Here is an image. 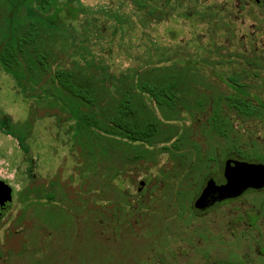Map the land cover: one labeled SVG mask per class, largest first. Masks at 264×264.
Instances as JSON below:
<instances>
[{
	"label": "rangeland",
	"instance_id": "1",
	"mask_svg": "<svg viewBox=\"0 0 264 264\" xmlns=\"http://www.w3.org/2000/svg\"><path fill=\"white\" fill-rule=\"evenodd\" d=\"M171 3L173 9L153 18L131 0L59 4L61 20L82 34L80 48L63 54L61 65L96 68L105 78L147 62L186 63L210 84L199 91L212 92L221 103L230 125L228 141L209 128L208 103L193 108L195 119L182 110V119L169 124L177 126L178 135L187 129L189 141L179 140L177 152L159 149L172 141L158 144L154 160L127 166L102 188L97 170L81 175L83 163L92 159L82 157L71 141L74 120L57 106L37 108L35 97H25L0 66V120L7 125L31 118L33 124L28 154L0 129V191L11 188L12 195L0 220V264H264V210L254 223L251 219L264 206V190L203 214L193 209L205 178L220 176L224 154L255 151L264 157V116L245 117L225 100L246 97L264 110V21L253 18L251 0ZM12 7L0 1V42L35 21L27 5L15 13ZM33 108L37 113L31 115ZM207 155L213 159L202 167ZM26 186L40 187L52 198L31 202L37 192L30 190L27 198Z\"/></svg>",
	"mask_w": 264,
	"mask_h": 264
},
{
	"label": "trees",
	"instance_id": "2",
	"mask_svg": "<svg viewBox=\"0 0 264 264\" xmlns=\"http://www.w3.org/2000/svg\"><path fill=\"white\" fill-rule=\"evenodd\" d=\"M171 1L160 4L158 0H131L150 18L173 9ZM1 2L5 6H13V13L27 5V10L36 17L24 30L5 36L0 42L1 68L15 78L27 95L25 97H35L37 108L43 103L49 107L57 106L68 119L74 120L68 130L72 134L71 141L80 147L82 157L92 159L90 163H83L81 175L85 177L89 171L97 170L102 181L99 182L100 187L110 186L112 179L125 173L127 166L140 160H154L158 144L172 141L159 149L177 152L179 140L183 144L189 141L187 129L178 135L177 126L169 124L182 119V110L191 112L194 107L200 108L208 103L212 112L207 124L216 134L225 133L220 127L222 122L218 111L221 103L211 97L214 95L212 92L208 95L199 91V86L207 88L210 84L199 78L186 63L176 60L166 64L147 62L132 68L129 74L113 76L108 73L105 78L100 77L96 68L63 67L62 55L80 48L78 42L82 34L61 20L62 6L49 0ZM66 10L73 14L71 9ZM228 78L235 87H241L234 76ZM217 96L226 95L220 93ZM225 100L230 108L249 115L256 108L235 95H227ZM197 102L200 105H196ZM37 108L32 109L31 115L37 113ZM192 112L190 114L195 119ZM32 126L31 118L7 125L0 120L1 131L17 139L25 154L29 152L26 141ZM207 160L209 158L202 159L200 165L206 167L209 164ZM190 173L182 175V183L188 182ZM25 190L27 198L30 190L37 192L31 202L33 199L37 202L43 196L52 198L40 187L26 186ZM131 208L137 209L136 204Z\"/></svg>",
	"mask_w": 264,
	"mask_h": 264
},
{
	"label": "water",
	"instance_id": "3",
	"mask_svg": "<svg viewBox=\"0 0 264 264\" xmlns=\"http://www.w3.org/2000/svg\"><path fill=\"white\" fill-rule=\"evenodd\" d=\"M225 182L218 183L209 179L195 200V207L205 209L216 201L236 197L247 188H261L264 186V165L227 159L224 164ZM0 186L2 181L0 180ZM144 186L140 183L138 190ZM11 188L0 191V220L11 206Z\"/></svg>",
	"mask_w": 264,
	"mask_h": 264
},
{
	"label": "flooded vegetation",
	"instance_id": "4",
	"mask_svg": "<svg viewBox=\"0 0 264 264\" xmlns=\"http://www.w3.org/2000/svg\"><path fill=\"white\" fill-rule=\"evenodd\" d=\"M81 1L82 0H49V2L50 3H53V4H78V3H81ZM31 3H35V1H31ZM251 4H252L251 9L253 10V15H254L253 18L255 20H258V21H264V0H251ZM241 10H242V8L240 7V11ZM241 98H243V99L246 100V97H242L241 96ZM247 102H249V101H247ZM249 104L256 106L255 110L253 111L254 113H252L250 115L249 114H246V113H243L242 111H240L238 109H235V108H234V110L236 112H238L239 114L244 115L245 117H250L251 116V117H260L261 118V117L264 116V110L261 107V104L262 103H259L258 102V104L255 105V104H252L251 102H249ZM222 113H223V109H220V113L219 114L221 115V122H222L221 123L222 125H220V127H221V129L223 131H225V133L223 135L222 134L221 135L217 134V135L223 137L226 141H228V139L230 137V134H229L230 125H229V121H228L227 117L224 116ZM209 128L213 131L214 134H216L215 131L212 129L211 126ZM258 153L259 152L253 151L251 155L245 156V155L239 154L241 156H237V157L232 156V155H229V154L228 155L224 154L223 155L224 157L222 159V166H221L220 176L219 177L208 176L207 178H205V181H204L203 185L201 186V188H200V190H199V192H198L195 200L197 199V197L199 196L202 188L205 186L206 182L209 179H212V180H214V181H216L218 183H224L225 182L224 164H225V161L227 159H235V160H238V161H245V162H249V163H256V164H263L264 165V157H261L260 155H257ZM262 154H264V153H262ZM208 158L209 159H213V156H210ZM263 190H264V186L261 187V188H258V189H255V188H247V189H244L243 192L240 195H238L236 197H230V198H225V199L220 200V201H216L213 205H211L210 207L205 208V209H198L197 207H195V204H194L195 203V200H194V202H193V209H194V211L196 213L203 214V213L211 210L212 208H214L217 205L226 204V203H229L231 201L237 200V199L241 198L242 196H244V195H246L247 193H250V192L257 193V192H261ZM261 200H263V199H261ZM263 207L264 206L262 204H260V210H258V211H260V213H256V214H254V216H252V218H251L253 220L252 223L255 222V220L257 218L256 215H258V214L260 215L261 212L264 210ZM263 224H264V221H263ZM263 241H264V239H263Z\"/></svg>",
	"mask_w": 264,
	"mask_h": 264
}]
</instances>
